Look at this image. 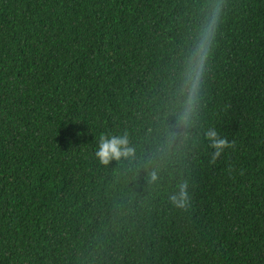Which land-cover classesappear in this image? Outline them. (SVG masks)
Listing matches in <instances>:
<instances>
[{
  "label": "trees",
  "instance_id": "16d2710c",
  "mask_svg": "<svg viewBox=\"0 0 264 264\" xmlns=\"http://www.w3.org/2000/svg\"><path fill=\"white\" fill-rule=\"evenodd\" d=\"M212 3L0 0V264H264V0H225L195 124L175 126ZM207 127L229 141L215 161ZM123 134L134 155L100 164Z\"/></svg>",
  "mask_w": 264,
  "mask_h": 264
},
{
  "label": "clouds",
  "instance_id": "9594fccd",
  "mask_svg": "<svg viewBox=\"0 0 264 264\" xmlns=\"http://www.w3.org/2000/svg\"><path fill=\"white\" fill-rule=\"evenodd\" d=\"M225 0H213L204 10L201 22L194 28L190 43L180 53V67L175 79L173 97L177 128L189 129L195 124L196 116L203 98V89L209 70V61L215 49V41L224 18ZM203 142L211 149L210 161L229 146V141L213 127L202 129ZM134 149L128 137L123 135L100 136L95 149V158L100 164L131 158ZM158 169L147 172L149 184L158 186L162 182ZM192 184L189 178L180 177L167 194V202L178 212H187L191 207Z\"/></svg>",
  "mask_w": 264,
  "mask_h": 264
}]
</instances>
